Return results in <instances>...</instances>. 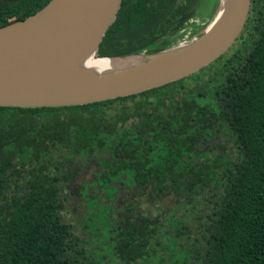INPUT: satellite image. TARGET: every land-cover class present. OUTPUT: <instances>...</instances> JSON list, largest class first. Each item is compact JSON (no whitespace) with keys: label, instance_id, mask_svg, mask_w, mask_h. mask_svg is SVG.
Segmentation results:
<instances>
[{"label":"trees","instance_id":"trees-1","mask_svg":"<svg viewBox=\"0 0 264 264\" xmlns=\"http://www.w3.org/2000/svg\"><path fill=\"white\" fill-rule=\"evenodd\" d=\"M48 1L0 0V27ZM208 2L121 0L96 55L166 49ZM0 264H264V0L186 78L83 106L0 107Z\"/></svg>","mask_w":264,"mask_h":264},{"label":"water","instance_id":"water-1","mask_svg":"<svg viewBox=\"0 0 264 264\" xmlns=\"http://www.w3.org/2000/svg\"><path fill=\"white\" fill-rule=\"evenodd\" d=\"M95 1L92 15L79 9ZM121 0H49L23 20L0 27V107L61 108L136 95L203 69L236 41L251 0H218L206 27L186 41L150 54L97 56ZM95 59L143 60L109 74L85 77L72 66L86 52Z\"/></svg>","mask_w":264,"mask_h":264},{"label":"bare ground","instance_id":"bare-ground-1","mask_svg":"<svg viewBox=\"0 0 264 264\" xmlns=\"http://www.w3.org/2000/svg\"><path fill=\"white\" fill-rule=\"evenodd\" d=\"M96 8L97 2L95 1L86 4L79 9V19L82 20L92 15ZM92 54V49L84 53L72 66L73 73L92 78L109 74L122 67L135 65L143 60L142 57H135L125 63L116 59H95Z\"/></svg>","mask_w":264,"mask_h":264},{"label":"rangeland","instance_id":"rangeland-1","mask_svg":"<svg viewBox=\"0 0 264 264\" xmlns=\"http://www.w3.org/2000/svg\"><path fill=\"white\" fill-rule=\"evenodd\" d=\"M206 1H208V0H206ZM211 4H212V0H209V2L206 3L200 10H198V13L194 17L191 18L190 26L188 27V29H186L184 32H179L177 35H175L177 37V43L188 40L192 31H196V30L200 29L207 22L208 16L210 13ZM184 80H188V79H184ZM188 82L191 83V81H188ZM189 88L191 89V87H189ZM180 97H183V96L180 95V96L176 97L175 99H178ZM225 136H226V131L223 129L217 130L214 133V138H215V140H217V142L225 141ZM229 145H230V142H226V148H228L227 151H232L229 149ZM90 174H91V171H89V173L85 174V180L83 181V183L91 180Z\"/></svg>","mask_w":264,"mask_h":264}]
</instances>
